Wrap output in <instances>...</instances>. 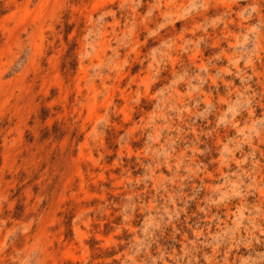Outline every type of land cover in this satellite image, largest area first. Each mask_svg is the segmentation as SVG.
Instances as JSON below:
<instances>
[{"label": "rangeland", "instance_id": "rangeland-1", "mask_svg": "<svg viewBox=\"0 0 264 264\" xmlns=\"http://www.w3.org/2000/svg\"><path fill=\"white\" fill-rule=\"evenodd\" d=\"M0 264H264V0H0Z\"/></svg>", "mask_w": 264, "mask_h": 264}]
</instances>
